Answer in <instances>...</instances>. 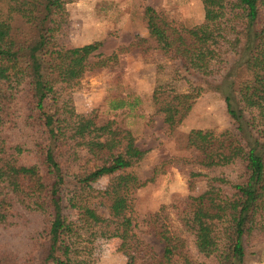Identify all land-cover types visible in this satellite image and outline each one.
I'll return each mask as SVG.
<instances>
[{"label":"trees","instance_id":"1","mask_svg":"<svg viewBox=\"0 0 264 264\" xmlns=\"http://www.w3.org/2000/svg\"><path fill=\"white\" fill-rule=\"evenodd\" d=\"M72 1L0 0V226L15 229L26 214L39 220L24 248L0 246V264H89L96 237L121 238L127 264H170L176 255L182 264H244L245 244L264 240V0H199L203 19L189 27L172 26L146 6L148 36L136 35L127 49L99 60L90 58L101 42L64 48L59 40ZM151 44L171 66L172 77L150 94L168 134L201 93L228 85L224 101L233 126L188 133L205 171L193 175L206 177L207 185L189 197L180 222L202 260L192 259L187 240L161 211L149 222L163 244L160 258L132 231L131 193L142 184L129 169L147 151L137 146L127 118L140 116L134 109L141 94L107 93L100 120L77 118L61 91L123 50L140 48L145 57ZM240 70L246 77L235 80ZM105 177L109 183L94 189ZM97 195L105 217L85 203ZM65 204L85 214L89 237L80 250L61 239Z\"/></svg>","mask_w":264,"mask_h":264},{"label":"rangeland","instance_id":"2","mask_svg":"<svg viewBox=\"0 0 264 264\" xmlns=\"http://www.w3.org/2000/svg\"><path fill=\"white\" fill-rule=\"evenodd\" d=\"M146 6L153 7L163 19L176 27L198 24L204 14L199 0H73L65 6L59 40L64 48L99 41L101 46L90 59L110 56L120 49H127L134 36H148L143 17ZM150 46L145 57L140 48L123 50L106 66L87 71L61 91L65 98L71 97L77 118L97 115L100 120L106 117L107 93L141 94L142 103L134 109L140 116L127 118L128 125L135 133L137 146L147 151L129 169L142 184L131 193L132 231L147 245L149 252L160 258L163 244L150 230L149 222L154 213L161 211V218L168 226L187 240L192 259L202 260L195 253L191 236L182 231L180 222V218L189 213V197L202 193L207 185L206 177L193 175L205 171L200 164L201 156L188 145V133L191 129L223 130L233 126L224 101V94L229 91L228 85L226 82L222 85V92L209 90L201 93L182 122L168 134L163 115L154 112L150 94L154 89L164 87L172 77L170 61L158 53L152 44ZM245 77L243 70H240L235 80ZM184 89L183 85H177L178 91ZM162 162L152 179L154 168ZM109 181L110 178H102L93 184V188L103 189ZM85 203L100 216L107 215L98 195ZM161 206L163 210H160ZM62 212L64 229L61 239L80 250L88 244L89 237L84 211L65 204ZM37 227L39 220L30 214H26L15 229L0 226V246L24 248L28 237ZM121 244L122 239L118 237L94 238L87 257L89 264H127L128 257ZM137 261L141 262L140 259ZM182 262V257L176 255L170 264ZM244 264H264V240L258 242L253 239L245 244Z\"/></svg>","mask_w":264,"mask_h":264}]
</instances>
